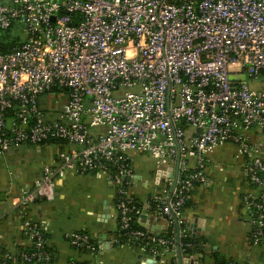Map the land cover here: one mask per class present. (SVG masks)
I'll use <instances>...</instances> for the list:
<instances>
[{
  "label": "built area",
  "instance_id": "1",
  "mask_svg": "<svg viewBox=\"0 0 264 264\" xmlns=\"http://www.w3.org/2000/svg\"><path fill=\"white\" fill-rule=\"evenodd\" d=\"M230 75L264 76V0H0V153L69 147L17 200L34 248L18 261H50L27 217L72 170L114 186L116 244L154 258L171 253L177 263L181 238L191 235L187 205L196 188L211 184L210 157L228 146L250 186L243 202L251 241L262 244L264 90ZM51 94L64 99L53 117L41 105ZM91 129L105 132L95 137ZM132 153L154 161L155 191L143 202L130 192ZM143 211L151 225L164 224L159 234L143 227ZM170 225L176 236L162 238ZM67 240L100 249L87 233ZM194 257L182 256L191 264Z\"/></svg>",
  "mask_w": 264,
  "mask_h": 264
},
{
  "label": "crops",
  "instance_id": "2",
  "mask_svg": "<svg viewBox=\"0 0 264 264\" xmlns=\"http://www.w3.org/2000/svg\"><path fill=\"white\" fill-rule=\"evenodd\" d=\"M63 102L62 97L51 94L42 98L41 105L53 117ZM104 132L91 129L95 137ZM61 150H69V147L27 145L0 153V256L8 254L10 264H24L18 257L33 245L24 230V217L16 207L17 200L34 187L45 167L57 164ZM229 151L235 155L234 148L228 146L210 157L211 184L196 188L190 200L192 205L185 210L188 232L207 239L203 254L195 256L192 264H216L217 255L236 264H264V242L255 246L251 241L252 225L243 202L250 186L242 174L243 163L237 159L240 174L233 177L224 174L225 164L220 163L224 158L222 154ZM131 158L137 180L130 192L143 202L155 191L154 161L136 153H132ZM143 158L151 159L149 167L148 162L141 161ZM230 167L234 169V165ZM27 218L46 231L48 247L55 253L54 264L73 261L80 264H147L148 261L178 264L171 253L154 258L130 244L115 243L116 192L108 177L66 171L55 179L51 196L30 207ZM75 232L87 233L100 246L99 251L93 253L72 247L67 237Z\"/></svg>",
  "mask_w": 264,
  "mask_h": 264
},
{
  "label": "trees",
  "instance_id": "3",
  "mask_svg": "<svg viewBox=\"0 0 264 264\" xmlns=\"http://www.w3.org/2000/svg\"><path fill=\"white\" fill-rule=\"evenodd\" d=\"M192 205L191 201L188 203L187 208L190 207ZM135 228L139 229V230H144L146 231L145 228L141 227L138 223L135 224ZM180 229V228H179ZM185 229V227H183V230ZM38 230L40 232V235L43 239V251L47 252L49 254V256L51 257L50 261L48 262V264H54L55 262V253L48 247L47 241H48V235L46 233V231H44L42 228L38 227ZM181 230V229H180ZM178 231V228L175 227L174 225H170L167 227V229L162 232L161 237L162 238H167L170 239L172 236H176V233ZM85 233V232H83ZM116 235V234H115ZM125 240V238H124ZM207 239L206 238H202V237H192L191 235H188L186 237L181 238V254L184 257H192V256H198L203 254L204 252V246L206 245ZM187 244H191V247H185V245ZM119 245V244H117ZM157 249H159V251H164L166 249V247H160L158 246ZM34 251L33 245L31 248L25 249L22 252H27V253H31ZM8 255V254H3V256H0V264L2 262H6L7 264H10L11 259H5L4 256ZM21 262V261H19ZM177 263H178V259H177ZM236 264L234 261L232 260H227L225 258H222L220 256L217 255L216 257V264Z\"/></svg>",
  "mask_w": 264,
  "mask_h": 264
},
{
  "label": "rangeland",
  "instance_id": "4",
  "mask_svg": "<svg viewBox=\"0 0 264 264\" xmlns=\"http://www.w3.org/2000/svg\"><path fill=\"white\" fill-rule=\"evenodd\" d=\"M245 80L248 84V86L252 89L255 90H264V76H261L257 80L251 79L247 76H245ZM224 158L221 159L220 163L221 165L224 163L225 164V170L224 174L226 176H238L240 174V167L238 164V160L235 159L233 152L229 151L228 154H222ZM141 161L148 162L147 166L149 167L150 163L152 162L150 158H143ZM234 165V169L230 167V165Z\"/></svg>",
  "mask_w": 264,
  "mask_h": 264
},
{
  "label": "water",
  "instance_id": "5",
  "mask_svg": "<svg viewBox=\"0 0 264 264\" xmlns=\"http://www.w3.org/2000/svg\"><path fill=\"white\" fill-rule=\"evenodd\" d=\"M230 79L231 80H245V75H230ZM146 211H143L142 214V218L146 219V222L143 223V227L147 228V229H151L152 231H154L156 234H159V230L163 229V226H159L157 225V223H152V225L149 222V217L146 215ZM195 237V236H193ZM154 261H148L147 264H154ZM178 264H191V260L188 259H183L182 255L180 253V250H178Z\"/></svg>",
  "mask_w": 264,
  "mask_h": 264
}]
</instances>
